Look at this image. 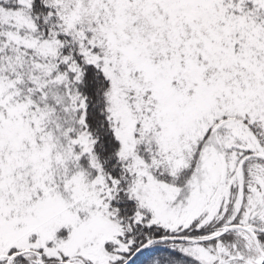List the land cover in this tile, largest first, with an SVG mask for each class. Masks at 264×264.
Returning <instances> with one entry per match:
<instances>
[{
    "label": "snow or ice",
    "instance_id": "1",
    "mask_svg": "<svg viewBox=\"0 0 264 264\" xmlns=\"http://www.w3.org/2000/svg\"><path fill=\"white\" fill-rule=\"evenodd\" d=\"M0 264H264V0H0Z\"/></svg>",
    "mask_w": 264,
    "mask_h": 264
}]
</instances>
